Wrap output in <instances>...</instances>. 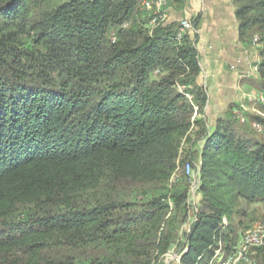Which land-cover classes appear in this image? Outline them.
Instances as JSON below:
<instances>
[{"label":"trees","instance_id":"obj_1","mask_svg":"<svg viewBox=\"0 0 264 264\" xmlns=\"http://www.w3.org/2000/svg\"><path fill=\"white\" fill-rule=\"evenodd\" d=\"M234 1L240 34L259 35L248 82L264 95V0ZM140 3L0 0V264H163L176 247L180 264H205L216 239L236 244L218 221L264 202V129L251 125L264 118L203 123L182 238L190 177L173 173L207 96L193 40H174L178 23L149 31Z\"/></svg>","mask_w":264,"mask_h":264},{"label":"crops","instance_id":"obj_2","mask_svg":"<svg viewBox=\"0 0 264 264\" xmlns=\"http://www.w3.org/2000/svg\"><path fill=\"white\" fill-rule=\"evenodd\" d=\"M234 0H167L162 26L173 27L180 20L192 23L187 35L194 42L200 74L198 82L207 100L203 113L208 124L234 112L246 94L255 92L249 78L256 76L252 64L260 59V43L240 34ZM247 88V90L245 89Z\"/></svg>","mask_w":264,"mask_h":264},{"label":"built area","instance_id":"obj_3","mask_svg":"<svg viewBox=\"0 0 264 264\" xmlns=\"http://www.w3.org/2000/svg\"><path fill=\"white\" fill-rule=\"evenodd\" d=\"M167 0H141V10L146 12L149 16L148 25L150 31L161 25L163 20L166 18L165 4ZM125 26V24L123 25ZM192 23L183 19L178 23V28L176 30L174 40L179 42L182 37L192 30ZM258 37L254 36L252 42L256 43ZM115 40L114 35L111 36V42ZM259 60L252 64V69L254 72L258 71ZM245 102L250 104L248 106L242 103L237 109L234 110V115L240 120V122H245L248 109L255 111L256 115H263L261 111L256 108V105L264 102V95L261 93L250 92L244 97ZM251 125L258 131H263V126L258 121H252ZM186 175L190 177V171L192 169V164L186 162L183 166ZM195 188L190 189V201H192V206H195ZM195 208V207H194ZM223 220H225L223 218ZM264 247V220L253 223L249 228H247L240 237V240L231 248H227L222 242L221 238L215 240L212 248L211 255L205 264H255L257 250ZM170 251V250H169ZM169 251L166 253L168 254ZM186 251L184 248L181 253L174 254V258L177 264H180V257L183 252ZM165 254V255H166ZM200 259V257L198 258Z\"/></svg>","mask_w":264,"mask_h":264},{"label":"rangeland","instance_id":"obj_4","mask_svg":"<svg viewBox=\"0 0 264 264\" xmlns=\"http://www.w3.org/2000/svg\"><path fill=\"white\" fill-rule=\"evenodd\" d=\"M148 30L150 31L149 25H147ZM255 36L259 37L257 33L254 34ZM182 89V88H181ZM247 90V88H245ZM187 98L189 100L192 99L190 95H187ZM243 103L248 106H251L247 102L243 101ZM256 108L259 109V106L256 105ZM249 113H253L255 111H252L251 109H248ZM263 115H259L261 118H264V112L261 111ZM192 125L190 126L189 129V141H184L180 145L179 149V157L177 158V162L179 163V166L174 170V179H177L182 174L186 175L185 170L183 169V166L186 162H190L192 164V169L190 171V186H189V192L190 189L195 188V185L198 184V178H200V162H201V157H200V150H201V144H203L202 139L198 137V131L200 130V125L203 123L208 124V118L204 115V113H199V112H194L192 117ZM195 120V121H194ZM197 120V122H196ZM264 138V135L262 136ZM193 142V143H192ZM191 145H193L191 147ZM194 150L196 151L194 153ZM189 152H191L189 157ZM188 203H189V208H188V217L187 220L185 221L184 224L181 225V232H182V238L185 237V232L189 231L190 223L193 221L196 210L194 206H192V201H190V193L188 195ZM237 207H235L236 210H238V215L233 214L231 218H228L226 216H223L221 220L218 221V230L216 236H221L223 234H228L227 237L231 238L232 236H235L236 238V243L240 240L241 234L249 228L253 223L262 221L264 220V202H252L248 203L244 200H241L237 203ZM223 218L225 220H223ZM229 225L232 227L231 229L228 228ZM222 240L224 238L222 237ZM181 242V241H180ZM181 246V243H180ZM213 245L210 246L212 248ZM178 247L172 248L168 254H166L163 259L162 263L163 264H177L174 258V254L176 252ZM177 253V252H176ZM201 257L200 255L198 258ZM257 261V260H256ZM256 264V262H255Z\"/></svg>","mask_w":264,"mask_h":264}]
</instances>
